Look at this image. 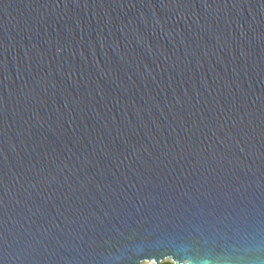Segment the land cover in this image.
Instances as JSON below:
<instances>
[{
	"label": "water",
	"instance_id": "95a60500",
	"mask_svg": "<svg viewBox=\"0 0 264 264\" xmlns=\"http://www.w3.org/2000/svg\"><path fill=\"white\" fill-rule=\"evenodd\" d=\"M264 264V0H0V264Z\"/></svg>",
	"mask_w": 264,
	"mask_h": 264
},
{
	"label": "built area",
	"instance_id": "2783aa9c",
	"mask_svg": "<svg viewBox=\"0 0 264 264\" xmlns=\"http://www.w3.org/2000/svg\"><path fill=\"white\" fill-rule=\"evenodd\" d=\"M141 264H156V262H154V261H151V262H143ZM157 264H175V263L172 262L171 260H165V261H162V262L157 263Z\"/></svg>",
	"mask_w": 264,
	"mask_h": 264
},
{
	"label": "rangeland",
	"instance_id": "374dc122",
	"mask_svg": "<svg viewBox=\"0 0 264 264\" xmlns=\"http://www.w3.org/2000/svg\"><path fill=\"white\" fill-rule=\"evenodd\" d=\"M168 263V262H167Z\"/></svg>",
	"mask_w": 264,
	"mask_h": 264
}]
</instances>
